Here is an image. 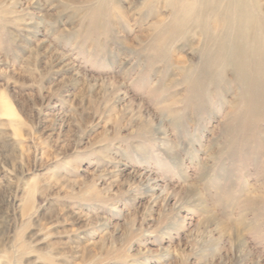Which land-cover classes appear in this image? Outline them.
Segmentation results:
<instances>
[{
	"label": "rangeland",
	"instance_id": "rangeland-1",
	"mask_svg": "<svg viewBox=\"0 0 264 264\" xmlns=\"http://www.w3.org/2000/svg\"><path fill=\"white\" fill-rule=\"evenodd\" d=\"M159 1L0 0V264H264V112Z\"/></svg>",
	"mask_w": 264,
	"mask_h": 264
},
{
	"label": "bare ground",
	"instance_id": "bare-ground-1",
	"mask_svg": "<svg viewBox=\"0 0 264 264\" xmlns=\"http://www.w3.org/2000/svg\"><path fill=\"white\" fill-rule=\"evenodd\" d=\"M157 1H159V0H148V2L145 3L146 6H144V7H147L146 9L148 10V14L150 16H153L154 19L156 18L155 20H157L158 16L152 14V12H151L152 10H151L150 5L153 2L155 3ZM163 2L165 3V5L169 6L168 9L170 8L169 12H171V20L169 22V24H170L169 26L166 25V26L161 27L159 21H155V23H153V25H152V27H153L152 29H154V31H156L154 35L151 32V34L154 36L153 47L156 49V51L158 53H163L165 50V47L167 46V43H169L168 46L170 44H173L174 42H176L177 39L181 38L183 33L185 35L191 34V38H194V37L196 38V37L200 36L204 42L207 41V44H206L207 49H205L206 47H204V44H203L204 48L202 49V50L205 49L203 52L204 54H202L203 55L202 61H203L204 66H205V71H204L205 78L207 77V75H210V74L213 75V73L216 70L220 71V69L225 70L227 67L230 68L232 71L231 73H233L234 79H236V81H238L239 83H241L244 86L245 96L247 93H249V95H250L251 94L250 89H252V92H253L252 97L250 98V96H249L251 101H253V106L251 109L252 114L254 116L262 115V113L264 112V0H262V2L260 4H259L260 1L257 2L256 0H253V5L256 8L255 10H257L260 13L261 18H259V17H257V15H255V13H254L255 11L253 12V7L247 6V3L245 0H164ZM165 5H163V6H165ZM165 9L166 8H164V10ZM163 23H165V22H163ZM30 24H33V23L30 22ZM35 25H36V23H35ZM187 26H189L190 28H187ZM142 28H143V26H142ZM144 31H145V29H144ZM142 37H144V36L142 35ZM182 40H184V37L182 38ZM197 41H196V43H197ZM192 42H191V45H192ZM183 44H185V43H183ZM187 45L189 46V44H187ZM187 45L186 44L183 45L182 48L184 49L185 47H188ZM192 46H194V45H192ZM198 49H199V47H198ZM168 51L169 50H167V48H166V52H168ZM194 52H192V53H194ZM163 54L166 55V53H163ZM169 54L170 53H168V56H169ZM196 54H197V52H196ZM161 58H165V57L162 56ZM173 61H175V63L178 65L181 62V61L179 62V58L177 60L174 59ZM170 62H172V61L170 60ZM150 63H152V62H150ZM186 68H187V66H186ZM175 69H176V67H175ZM177 70H178V68H177ZM182 71H184L183 68H182ZM182 71H181V73H182ZM187 71H185V72H187ZM247 71H248V73H250V77L247 76V75H249V74H247ZM221 72H223V71H221ZM228 72L230 73V71H228ZM223 74H224V72H223ZM187 75L190 76V74H187ZM233 76H231V77H233ZM227 77H228V75H227ZM201 78H203V77L200 76L199 79L197 77L198 80L193 83V89L194 90L197 89L196 87L198 85H200L201 82L205 81L207 83L211 80V78H209V77H208V79H209L208 81H206V79L201 80ZM193 79L194 78H192V80ZM215 79H217V78H215ZM219 79L220 78H218L217 81H219ZM200 80H201V82L199 83ZM222 80H223V78H222ZM249 80H250L249 84H251V87H249V84L246 83ZM213 81H214V79H213ZM187 82H190V81H187ZM233 83H235L234 80H233ZM202 84H204V82ZM219 85L215 84V86H219ZM190 87L192 89V86H190ZM237 88H236V90H237ZM193 89H192V91H193ZM202 90L204 92V89H202V87H201V90L198 91V93L200 92L199 95L202 94V92H201ZM190 92L191 91H189V93ZM194 93L195 92L193 91L192 94H194ZM234 93L235 92H233V94ZM192 94H190V95H192ZM247 96H248V94H247ZM190 97H193L194 99L196 98V96L194 97V95L190 96ZM190 97H188L187 99H189ZM191 101H190V103H191ZM248 101H249V99H248ZM193 102L195 103L194 100H193ZM201 102H202V100H201ZM198 103H199V101H198ZM1 104L2 105H1L0 115H3L4 117H7L8 119L12 120L13 111L10 107L9 102H7L3 98ZM188 104L189 103H187V105ZM233 106H235V105H233ZM233 109H235V107ZM260 111H263V112L259 113L257 115V113ZM228 112H230V111L228 110ZM230 114L233 115L232 111L230 112Z\"/></svg>",
	"mask_w": 264,
	"mask_h": 264
}]
</instances>
